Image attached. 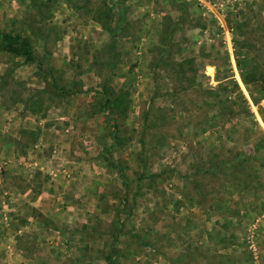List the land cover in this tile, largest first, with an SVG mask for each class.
<instances>
[{"label": "rangeland", "instance_id": "1", "mask_svg": "<svg viewBox=\"0 0 264 264\" xmlns=\"http://www.w3.org/2000/svg\"><path fill=\"white\" fill-rule=\"evenodd\" d=\"M1 33L34 59L0 48L31 116L0 135V264H264V0H0ZM27 187L57 231H25Z\"/></svg>", "mask_w": 264, "mask_h": 264}, {"label": "crops", "instance_id": "2", "mask_svg": "<svg viewBox=\"0 0 264 264\" xmlns=\"http://www.w3.org/2000/svg\"><path fill=\"white\" fill-rule=\"evenodd\" d=\"M6 107H7L6 108L7 110L3 111L2 110V105L0 104V126H1V128H0V135L9 133L10 134L9 136L11 138L13 137L14 138V141H15L16 139H19L21 137V135H19V134H21V131H22L21 127H19L17 130H16L15 127L18 126V125H21V126L29 125V123L31 122L30 121L31 120L30 112H28L29 114L23 115V112H27L26 111V108H24V111H22V106H18V105H14V106L13 105H9V106H6ZM2 117H3V119H2ZM37 119H38L37 121L35 120L36 123H37V125H42L44 123L43 121H45V119H47V117L43 115L42 117L39 116ZM2 125H6V126L3 128ZM14 128H15V130H14ZM11 133L14 136H12ZM10 146H11V144H10ZM9 153H10V157H9L10 158L9 159L10 162H13L14 160L15 161H18V162H19V160H22L23 161V160L28 159V157H29L28 156L29 155V151L26 152L25 154H23L22 152L17 151L16 147L13 148V146H11V150L9 151ZM34 163H35V165H37L36 162H34ZM28 164L31 165V162L30 163L28 162ZM13 167H15V166H13ZM24 167L26 168L27 167V164H24ZM6 169H8V170H5L6 172L4 173V177H2V175H0V181L1 180H4V179L6 181L7 180V177L9 176V174H10V177H12V175H14V173H16V171H14L16 169V167L13 169L12 167L8 166ZM29 190H30V187H27L26 190L24 191V193H22V197H23L22 199L25 200V201H27V202L23 201V204L24 205H31V206L34 205L35 207H40V205H41V208H39V212L40 213L37 212L36 215L26 217V221L24 220L26 222V224L24 226H26V227L24 229H25V231H28L27 228L30 229V227L32 226V224L34 226H37V227H35L36 229L33 228L31 230L34 233V236L37 239V238H39V236H41L42 233H45V231L43 229H45L46 227H49L47 230H52L53 232L57 231V227L54 226V225L52 227H51V225H48L47 226L44 223V218L46 216L48 217V219H47L48 221H50L49 219L52 218V217H50L51 215L49 213L46 214V211L44 210V208L45 209H48V205H49L48 203L49 202L42 201L40 203V201H38V198L37 199H34L32 201H31V199H27L26 200L25 197L27 196V193H29L28 192ZM47 193L50 194L51 192L50 191H47ZM15 199H17V198H14V200ZM42 199L50 200V199H48V197H43ZM10 205H12V204H10ZM30 221H33V222H30ZM54 227H56V228H54ZM20 228L21 227L17 228L16 231H14V235L16 233L17 234L20 233V231H21ZM50 237L53 238L54 237V234L50 235ZM15 239H16V241H15ZM8 240L10 241V243H13L14 244V242L16 243L17 240H18V236L14 237L12 235V236H10V238H8Z\"/></svg>", "mask_w": 264, "mask_h": 264}, {"label": "trees", "instance_id": "3", "mask_svg": "<svg viewBox=\"0 0 264 264\" xmlns=\"http://www.w3.org/2000/svg\"><path fill=\"white\" fill-rule=\"evenodd\" d=\"M0 48L14 56H24L26 60L34 59L31 53V46L27 38L10 33L0 34ZM108 89V90H107ZM104 97L101 108L104 110L121 109L123 95L120 90L114 91L102 84L100 91Z\"/></svg>", "mask_w": 264, "mask_h": 264}, {"label": "bare ground", "instance_id": "4", "mask_svg": "<svg viewBox=\"0 0 264 264\" xmlns=\"http://www.w3.org/2000/svg\"><path fill=\"white\" fill-rule=\"evenodd\" d=\"M212 70H213V67L211 66L210 69H209V71H212ZM207 72H208V71H207Z\"/></svg>", "mask_w": 264, "mask_h": 264}, {"label": "water", "instance_id": "5", "mask_svg": "<svg viewBox=\"0 0 264 264\" xmlns=\"http://www.w3.org/2000/svg\"><path fill=\"white\" fill-rule=\"evenodd\" d=\"M210 67H211V66H208V68H207V69L209 70V69H210Z\"/></svg>", "mask_w": 264, "mask_h": 264}]
</instances>
